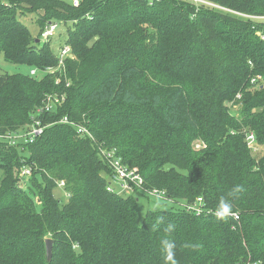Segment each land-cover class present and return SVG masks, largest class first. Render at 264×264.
Returning a JSON list of instances; mask_svg holds the SVG:
<instances>
[{"label": "trees", "instance_id": "obj_1", "mask_svg": "<svg viewBox=\"0 0 264 264\" xmlns=\"http://www.w3.org/2000/svg\"><path fill=\"white\" fill-rule=\"evenodd\" d=\"M204 1L220 8L0 0L5 61L56 70L51 40H41L50 23L66 28L71 48L43 78L0 74V135L35 121L44 128L31 143L0 141V264H165L163 239L175 241L177 264H264V153L255 158L246 142L251 133L264 147V39L256 35L264 20L243 16H264V0ZM18 11L41 13L36 38ZM48 95L63 102L37 114ZM101 150L164 190L170 208L147 212L139 226L137 200L106 190ZM61 182L65 203L53 195ZM236 185L242 191L229 196ZM222 196L238 219L180 206L201 198L215 211Z\"/></svg>", "mask_w": 264, "mask_h": 264}, {"label": "built area", "instance_id": "obj_2", "mask_svg": "<svg viewBox=\"0 0 264 264\" xmlns=\"http://www.w3.org/2000/svg\"><path fill=\"white\" fill-rule=\"evenodd\" d=\"M82 0H73L72 1V6L73 7H78L80 5ZM194 3H199V4H204L205 6L208 7H216L220 8L217 5H214L212 3H209L204 0H192ZM222 9V8H221ZM224 10V9H223ZM245 17H249L253 20H264V16H248V15H243ZM58 25L57 24H49L46 29L42 32L41 34V40L47 41L51 40L52 37L55 36V31L57 29ZM257 36H261L262 39H264V35L259 33H256ZM71 48L68 45H63L58 53L56 54L58 57V67L63 65V60L66 57H71ZM52 68H47L41 72L46 74H53L54 71ZM30 75L32 77L36 76V70H32L30 72ZM257 79H252L251 83L255 82ZM57 83V80H56ZM239 98V96H237ZM63 102L62 98H58L55 95H48L46 99L43 101V106L37 110V114H42V113H50L51 111L55 110V108ZM60 123H65L69 125H73L76 128V132L81 135L82 137H92L91 133L88 131V129L83 126V125H75L74 123L68 121L66 117H64ZM43 127H41L39 121H35L33 124L29 125L25 130L19 131L17 133H7L6 135H0V141L7 142L9 144H14L19 140H22L24 143L27 142H33L34 139L39 136L42 131ZM246 141L248 146H251L255 144V137L253 134H248L246 137ZM101 158L109 165L111 169V175L107 178L108 179V184L106 190L110 193H117L118 195L124 196V194L128 196H132L134 194H142L146 197H154L157 200L160 201H165L168 200L166 192L164 190H159L156 188H148L144 185V180L142 176L137 172L135 169H131L127 165H125L121 158L118 157L115 154L114 150H101L100 151ZM31 173V170L29 168L23 167L20 176L23 177H29ZM64 184L61 182L59 186H63ZM184 208V210L188 213L194 214L196 216H201V215H209V214H214L215 211H212L210 209H206L205 205L203 204V201L201 198H197L194 202L188 203V204H183L181 206ZM233 215H229L230 217H233L234 219H238V214L233 212ZM239 264H259V262H245V263H239Z\"/></svg>", "mask_w": 264, "mask_h": 264}, {"label": "rangeland", "instance_id": "obj_3", "mask_svg": "<svg viewBox=\"0 0 264 264\" xmlns=\"http://www.w3.org/2000/svg\"><path fill=\"white\" fill-rule=\"evenodd\" d=\"M67 5H71L73 0H59ZM40 12L35 13H23L21 11H18L19 19L20 21L29 29L30 33L33 37H37L39 35L40 29L39 24L37 23L38 17ZM67 38V32L66 28L64 26L58 25L55 36L51 38V48L53 53L56 55L59 51V49L64 45L65 40ZM32 70H36V76L37 78H43L44 73L41 72L36 67H27L23 65H15L12 63H9L4 60V57L2 54H0V74H8V75H29ZM231 112L237 111V107H233ZM247 142V141H246ZM251 149L252 155L255 158H259L264 153V147L258 146L256 143L248 146ZM1 176V171H0ZM53 195L60 200L62 203H65L67 201V196L65 191L61 186H55L53 188ZM124 196H128L124 194ZM133 198L137 200V224L141 226L143 224V220L145 218V215L149 211H157L161 209H168L170 208L169 203H163L159 200H157L154 197H146L139 194L132 195ZM182 206V205H180Z\"/></svg>", "mask_w": 264, "mask_h": 264}, {"label": "clouds", "instance_id": "obj_4", "mask_svg": "<svg viewBox=\"0 0 264 264\" xmlns=\"http://www.w3.org/2000/svg\"><path fill=\"white\" fill-rule=\"evenodd\" d=\"M242 191V186L236 185L233 187L231 192L229 193V196L235 197L238 193ZM232 212V204L228 199L225 197H220L218 200V203L215 208V216L219 219H225L229 215H233ZM174 229V225L169 224L166 228L167 232H172ZM189 245H186V247ZM161 248L163 251V259L165 264H177V261L175 259V249H176V243L175 241L171 239H163L161 240Z\"/></svg>", "mask_w": 264, "mask_h": 264}, {"label": "water", "instance_id": "obj_5", "mask_svg": "<svg viewBox=\"0 0 264 264\" xmlns=\"http://www.w3.org/2000/svg\"><path fill=\"white\" fill-rule=\"evenodd\" d=\"M52 248H53L52 240L51 239H46L45 240V250H46V259H47L48 262H50L51 258H52Z\"/></svg>", "mask_w": 264, "mask_h": 264}]
</instances>
